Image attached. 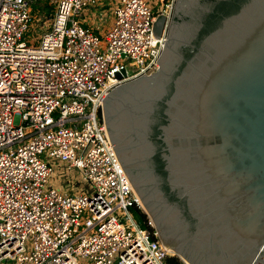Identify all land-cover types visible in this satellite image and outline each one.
Instances as JSON below:
<instances>
[{
	"label": "built area",
	"instance_id": "built-area-1",
	"mask_svg": "<svg viewBox=\"0 0 264 264\" xmlns=\"http://www.w3.org/2000/svg\"><path fill=\"white\" fill-rule=\"evenodd\" d=\"M175 1L49 0L48 29L36 41L29 0H0V264L172 257L151 220L142 227L133 214L143 210L112 149L102 101L156 71ZM107 12L110 24L96 33L90 18ZM52 163L77 171L92 194L52 187Z\"/></svg>",
	"mask_w": 264,
	"mask_h": 264
},
{
	"label": "water",
	"instance_id": "water-1",
	"mask_svg": "<svg viewBox=\"0 0 264 264\" xmlns=\"http://www.w3.org/2000/svg\"><path fill=\"white\" fill-rule=\"evenodd\" d=\"M156 64L102 101L143 213L184 264H264V0H176Z\"/></svg>",
	"mask_w": 264,
	"mask_h": 264
},
{
	"label": "rangeland",
	"instance_id": "rangeland-1",
	"mask_svg": "<svg viewBox=\"0 0 264 264\" xmlns=\"http://www.w3.org/2000/svg\"><path fill=\"white\" fill-rule=\"evenodd\" d=\"M31 6V15H32V24L29 30V35L37 39L48 29L49 19L53 13V6L50 5L49 0H47V4L51 7V13L48 15L45 12H42L39 15V11H32V6L36 4H43L44 0H29ZM112 18L111 12H107L106 15L101 18L92 16L89 21L90 26L96 33L102 34L105 32L106 28L110 24ZM53 169V177L50 179V184L52 187L58 189L60 192L73 195V194H92V187L82 181L81 175L77 173V171H64V168L61 167L60 169L57 167L56 163H52ZM62 177H58L59 175ZM171 257V256H170ZM173 257V255H172ZM175 259L178 260L180 264H184L180 259L174 256Z\"/></svg>",
	"mask_w": 264,
	"mask_h": 264
},
{
	"label": "trees",
	"instance_id": "trees-1",
	"mask_svg": "<svg viewBox=\"0 0 264 264\" xmlns=\"http://www.w3.org/2000/svg\"><path fill=\"white\" fill-rule=\"evenodd\" d=\"M51 10H52L51 7H49L47 4V0H44L43 4H36V5L32 6V11H39V15L42 12H45L46 14L49 15L51 13ZM160 23L161 24L160 25L157 24V27H156L157 33H159L161 30L162 22L160 21ZM133 214H134L135 218L138 220V222L142 225V227H145V225L143 224V222L146 219L145 214L143 212H141L140 210H137V209L133 210ZM166 264H180V263L178 262L177 259H175V257H170L167 259Z\"/></svg>",
	"mask_w": 264,
	"mask_h": 264
},
{
	"label": "flooded vegetation",
	"instance_id": "flooded-vegetation-1",
	"mask_svg": "<svg viewBox=\"0 0 264 264\" xmlns=\"http://www.w3.org/2000/svg\"><path fill=\"white\" fill-rule=\"evenodd\" d=\"M162 22V21H161ZM161 23H160V21L158 22V25H160Z\"/></svg>",
	"mask_w": 264,
	"mask_h": 264
},
{
	"label": "bare ground",
	"instance_id": "bare-ground-1",
	"mask_svg": "<svg viewBox=\"0 0 264 264\" xmlns=\"http://www.w3.org/2000/svg\"><path fill=\"white\" fill-rule=\"evenodd\" d=\"M169 252V251H168ZM185 262V261H184Z\"/></svg>",
	"mask_w": 264,
	"mask_h": 264
},
{
	"label": "crops",
	"instance_id": "crops-1",
	"mask_svg": "<svg viewBox=\"0 0 264 264\" xmlns=\"http://www.w3.org/2000/svg\"><path fill=\"white\" fill-rule=\"evenodd\" d=\"M89 23V22H88Z\"/></svg>",
	"mask_w": 264,
	"mask_h": 264
}]
</instances>
